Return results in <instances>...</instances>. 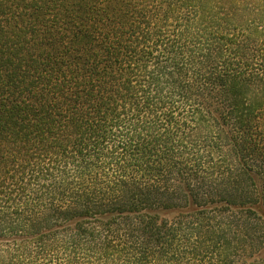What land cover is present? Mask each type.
<instances>
[{
    "label": "trees",
    "instance_id": "trees-1",
    "mask_svg": "<svg viewBox=\"0 0 264 264\" xmlns=\"http://www.w3.org/2000/svg\"><path fill=\"white\" fill-rule=\"evenodd\" d=\"M0 264H264V0H0Z\"/></svg>",
    "mask_w": 264,
    "mask_h": 264
}]
</instances>
